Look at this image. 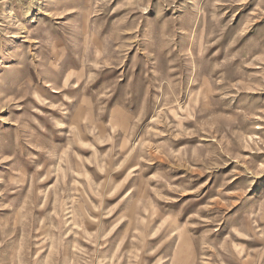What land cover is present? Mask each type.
Masks as SVG:
<instances>
[{"label":"rangeland","instance_id":"1","mask_svg":"<svg viewBox=\"0 0 264 264\" xmlns=\"http://www.w3.org/2000/svg\"><path fill=\"white\" fill-rule=\"evenodd\" d=\"M0 264H264V0H0Z\"/></svg>","mask_w":264,"mask_h":264}]
</instances>
